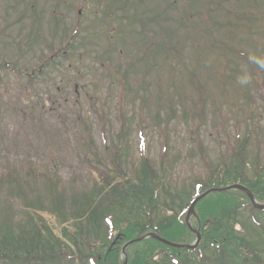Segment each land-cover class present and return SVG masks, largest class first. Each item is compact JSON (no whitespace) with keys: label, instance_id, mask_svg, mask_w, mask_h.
Segmentation results:
<instances>
[{"label":"rangeland","instance_id":"obj_1","mask_svg":"<svg viewBox=\"0 0 264 264\" xmlns=\"http://www.w3.org/2000/svg\"><path fill=\"white\" fill-rule=\"evenodd\" d=\"M192 1L203 5L206 0ZM190 2L132 0L128 7L132 16L127 13L122 18L121 10L114 12L115 8L110 7L113 1L105 4V0H93L87 4L86 0H0V61L18 60L21 67L32 69L27 74L32 75L41 66V59L50 58L53 51L71 55L70 59L61 56L56 67L50 68V77L56 75L57 85L63 86L61 94L53 91V85L47 90L30 86L25 90L14 73L6 84L0 70V223L11 217L8 221L18 234L20 226L33 217L35 208H28L27 203L36 205L41 200L46 210L53 211V206H46L50 196L42 174L60 180L68 198L83 192V186L95 174L88 167L84 145L93 139L96 146H87L88 150L97 152L101 160L107 158L106 149H111L121 128L122 113L132 119L129 148L120 150L123 165L128 164L131 174L141 155L148 156L159 169L163 145L169 140L172 165L168 161L166 175L171 184L182 187L183 182L187 186L197 178L208 180L202 153L200 157L191 137L195 127H199L204 151L213 165L221 161L228 143L243 137L246 131V101H241L243 97L235 88L231 91L230 80L221 76L224 70L237 78L243 74L247 78V85L240 82L245 92L252 93L254 123L260 125L256 126L259 136L250 138L248 153L252 158L261 153L264 165V82L259 74L253 78L248 71V60L257 63L260 57L264 61V0H256L257 6L245 0H212L213 5L221 4L220 11L212 14H200L197 5L187 7ZM124 4V0L118 3ZM54 10L65 20L68 37L50 32L48 20ZM136 12L139 18L147 14L143 21L146 33L155 43H164L163 30L175 34L173 54L184 52L190 58L188 70L164 53L156 54L155 46L144 55L146 42L134 41L130 31L141 30L140 23L130 26L128 17H136ZM36 18L40 19L43 38L32 44L36 32L31 27L37 25ZM202 19L211 28L202 31L211 33L214 29L223 34L217 43H208L206 35H198L196 29L204 27ZM210 19L224 27H211L207 23ZM110 39L113 41L108 42ZM66 43L75 45V52H63ZM41 49L46 51L42 56ZM205 49L215 61L195 67L198 56L208 57L204 56ZM71 59L76 67L70 64ZM208 70L211 75L207 78ZM61 74L66 81L61 80ZM39 97L47 103V110L41 108ZM158 113L162 128L154 118ZM6 179H13V183L4 184ZM74 209L68 202L65 212L72 214ZM43 217L55 233L62 234L60 215ZM261 247L264 249V244ZM261 255L259 264H264V252ZM63 264L77 261L66 258Z\"/></svg>","mask_w":264,"mask_h":264},{"label":"trees","instance_id":"obj_2","mask_svg":"<svg viewBox=\"0 0 264 264\" xmlns=\"http://www.w3.org/2000/svg\"><path fill=\"white\" fill-rule=\"evenodd\" d=\"M52 18L55 32L60 21L55 16ZM145 19H147V14L144 15ZM212 25L217 26L218 23H212ZM36 27L37 32L35 38L32 39V44L43 38L40 26ZM67 48L72 50L75 45H67ZM171 50L169 48L168 56L174 57L170 52ZM40 53L43 55L44 50L41 49ZM59 54L57 52L51 58L42 59L43 65L39 68L35 77H28V84H34L37 79L42 80L43 76L48 74L46 71L48 66L54 63ZM179 57L187 70V66L184 64L185 59L181 53ZM226 62L227 59L225 58L224 66ZM254 68L255 65L250 69L252 74L256 70L260 74L264 73V65L258 64L256 70ZM0 69L5 71L8 76H10L11 71L17 75V78L22 80L27 76L26 68L23 71L19 70L15 67V64L11 66L3 60L0 62ZM190 74L194 77L193 73ZM227 76L229 78L228 74ZM53 81L56 85V79H53ZM234 82L236 85L239 83ZM43 85L47 87L46 82ZM39 86L40 84L37 85V87ZM128 86L125 85L124 87L128 88ZM237 87L241 89L240 84ZM41 104L45 110L44 101H41ZM52 106L53 103L49 108L51 109ZM245 111L248 117L245 121V138L241 140L238 136L235 140V149L229 152L230 160L222 159L221 164L212 165L209 179L207 182H199L197 188L204 190L234 184L243 185L251 190L260 203L264 204V168H260L252 176L249 174L247 167L246 150L251 137L249 131L256 133L258 130L253 123H248L255 111L254 104L247 105ZM201 116L204 117L203 111ZM155 119L158 127L162 128L161 114L155 115ZM131 121L132 119L128 118L125 113L121 114L120 131L116 136V140H112V144L115 146L114 150L118 152L114 157L110 156L109 163L104 164V170H97L100 179L92 182L91 187L86 190V193H83V197L79 200L71 199L69 204L75 207L73 213L66 214L65 212V207L68 204L65 196H55L53 198V211L44 209L51 216H61L62 234L55 233L49 226L48 221L38 215H33L25 225H22V232L17 236H14V231L9 226L11 224L4 221L0 224V259H10L14 264H37L38 262L45 264L46 261L60 260L65 256V249L68 247L72 251H76L77 257L81 258L84 264H86L89 256H93L90 259L92 264H122L119 259L121 245L134 237H141L153 231L166 238H170L167 234H172L187 242L193 236L186 230L183 221L179 220L178 217L183 209H186L187 206L184 204L188 205L190 196H186L184 191L175 194L168 193L169 200H163V205L174 212V217H153L160 210L162 193L165 192L159 172L148 157H142L144 155H141V159L136 165L133 164L132 174L128 164L123 165L119 150L127 148L129 145ZM169 125V122H167L165 128L168 129ZM198 131L199 128L197 127L191 135L194 137L198 135L196 145L200 149L204 161L209 164L210 161L202 149L203 145ZM90 143L95 145L93 139H90ZM84 147L87 148V145ZM163 148L164 154H162L161 164L165 168L164 165L168 163L170 157L171 144L169 141L164 143ZM87 152L90 154L89 151ZM107 152L111 153L109 150ZM90 160L97 164L101 163L97 160V156L90 155ZM90 167L93 169L92 166ZM52 194L56 195V189ZM211 200V202L205 201L197 208L201 221L210 224L209 230L203 233L200 260H196L194 255L191 260L189 257H182L185 264H259L263 260L258 250L261 249L262 236L264 235V211L253 208L247 196L239 191L217 194ZM246 210H248L250 219L255 224H250L247 221ZM147 217H151V220L147 221ZM152 217L154 220H161L155 228L153 227ZM111 222L115 231L120 233L122 238L121 242H118L109 252L110 244L115 238V236L112 238L110 231ZM239 223L251 236V240L234 232L233 227ZM246 225L252 226L253 230L259 226L263 231L261 238L251 234L249 227L246 228ZM183 237H187V239ZM136 246V249L140 250L135 251L133 249L130 252L128 264H154L151 260L153 256L160 254V252L166 257L167 261L171 259L168 253L169 248L155 240L142 241ZM175 258L179 261L177 255H175Z\"/></svg>","mask_w":264,"mask_h":264},{"label":"bare ground","instance_id":"obj_3","mask_svg":"<svg viewBox=\"0 0 264 264\" xmlns=\"http://www.w3.org/2000/svg\"><path fill=\"white\" fill-rule=\"evenodd\" d=\"M9 183H13V179H11L10 181H9ZM93 258V256H89L88 258H87V260H86V263H90L91 261H90V259H92Z\"/></svg>","mask_w":264,"mask_h":264},{"label":"water","instance_id":"obj_4","mask_svg":"<svg viewBox=\"0 0 264 264\" xmlns=\"http://www.w3.org/2000/svg\"><path fill=\"white\" fill-rule=\"evenodd\" d=\"M195 203H196V202H195ZM195 203H194V204H195Z\"/></svg>","mask_w":264,"mask_h":264}]
</instances>
